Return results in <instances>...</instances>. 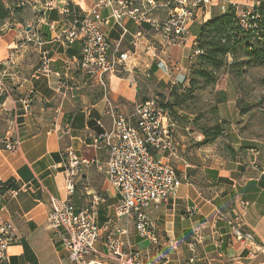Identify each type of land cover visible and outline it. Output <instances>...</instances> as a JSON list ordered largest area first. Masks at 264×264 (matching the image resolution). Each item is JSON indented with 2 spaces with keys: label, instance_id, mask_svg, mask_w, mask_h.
<instances>
[{
  "label": "crops",
  "instance_id": "crops-1",
  "mask_svg": "<svg viewBox=\"0 0 264 264\" xmlns=\"http://www.w3.org/2000/svg\"><path fill=\"white\" fill-rule=\"evenodd\" d=\"M95 2L46 0L37 5L39 19L34 23L0 25V182L14 184V189L0 192V215L13 223L19 237L8 249L10 260L65 264V250L54 239L47 215L50 196H65L62 169L69 148L90 160L75 179L71 201L81 209L97 197V222L102 230L95 242L97 256L106 259L108 238L124 248L150 249L131 218L114 215L116 190L99 168L107 155L96 137L112 127L110 109L128 115L136 102L154 93L164 103H173L170 116L176 123L177 148L172 165L186 181L174 198L145 209L158 235L159 253L152 258H160L163 264H209L216 257L222 263H239L257 250L264 252V114L256 106L262 88L257 79L264 77V43L255 44L252 51L243 48L244 55L238 51L226 55V62L235 66L210 84L215 116L206 123L203 115L186 109L182 104L186 100L180 99H185L183 90L189 86L190 66L196 58L192 44L200 25L224 13L219 0L197 11L181 47L167 46L144 23V35L133 49L135 22L124 19L128 33L111 25L107 29L110 52L131 50L132 55L126 67L105 75L106 87L79 65L80 42L66 44L62 36L70 20L84 16ZM67 3L69 12H65ZM167 10L159 5L149 15L163 20ZM100 13L109 16L111 11L102 8ZM44 55L50 59L51 71L38 73ZM160 59L179 67L167 71ZM27 98L26 109L23 100ZM13 139L19 145L10 151L4 142ZM240 201L248 203L243 226L252 232L253 245L231 238L229 226L217 218L219 212L232 214ZM170 240L176 241L175 247Z\"/></svg>",
  "mask_w": 264,
  "mask_h": 264
},
{
  "label": "built area",
  "instance_id": "built-area-1",
  "mask_svg": "<svg viewBox=\"0 0 264 264\" xmlns=\"http://www.w3.org/2000/svg\"><path fill=\"white\" fill-rule=\"evenodd\" d=\"M222 12L233 10L235 25L248 40L249 49L253 43L264 41V0H219ZM90 11H85L81 18H73L64 29L62 36L66 44L80 42L79 65L93 80L106 87L105 75L115 73L132 55L131 50L110 52L107 29L114 23L123 33H128L124 19H132L138 30L132 33L133 49L138 39L143 37L141 26L148 23L150 28L161 35L163 42L170 47H181L187 42L190 25L196 20L198 10L212 5L211 0H140L134 3L128 0H96ZM159 5L167 7L163 20L150 17L151 10ZM48 7V4L46 3ZM109 8L111 14L102 16L100 9ZM65 12H69L68 3ZM192 56L203 53L193 41ZM167 71L178 69V65L158 60ZM50 59L44 55L38 73L51 71ZM107 97V95H106ZM30 99L23 100L29 108ZM108 102V107H109ZM111 106V105H110ZM257 110L264 114V99H259ZM111 110L112 127L102 131L96 140L102 142L106 150L103 166L108 182L116 190L117 202L114 215L118 218L127 216L132 219L133 227L139 236L148 240L150 249L140 250L124 248L118 240L108 238L106 259L97 256L95 242L101 237V228L97 222V197L88 206L76 209L71 201L75 190V179L83 173L90 160L75 155L72 148L67 150V161L64 163V197L50 196L48 227L59 246L65 250L69 264H163L158 254V235L152 220L145 209L158 205L167 199L174 198L179 186L186 178L176 173L172 157L177 148L175 138V121L167 110L161 108L156 98L136 102L132 111L126 115ZM201 140V139H199ZM5 148L14 151L18 148L17 139L6 140ZM248 203L240 201L237 210L232 214L219 212L217 218L229 226V235L239 243L253 245V234L243 226V218ZM19 242L13 223L0 215V264H19L10 260L8 249ZM171 247L175 240L169 241ZM191 251L195 246L191 245Z\"/></svg>",
  "mask_w": 264,
  "mask_h": 264
},
{
  "label": "rangeland",
  "instance_id": "rangeland-1",
  "mask_svg": "<svg viewBox=\"0 0 264 264\" xmlns=\"http://www.w3.org/2000/svg\"><path fill=\"white\" fill-rule=\"evenodd\" d=\"M46 0H0V25L4 24V26L10 27L14 24H26L29 22L36 21L39 19V12L37 11L38 4L40 2H45ZM36 6V7H35ZM239 49V50H238ZM242 55H244L245 50L241 47H238L237 50ZM237 53V52H236ZM222 65L220 67H213L208 64H204V62H201L198 60V58L193 59L190 66L189 71V78L194 80V83H189V89H187L185 99H180L182 102L183 100H186L182 104L186 106V109H194L195 112L199 113L200 115H203V121L209 122L212 119H214L215 116V110L212 105L211 101V95H212V89L210 84L205 85V79L202 77H199V71L203 70L205 73H209L210 75L217 78L222 71L227 70L229 72L233 71V65L234 64H228L226 62V57H224V60L222 61ZM235 66V65H234ZM213 72V73H212ZM255 72V71H254ZM256 73V72H255ZM257 82L262 86L260 88L259 98L264 99V77H259L257 79ZM245 88H249V85L246 84ZM204 91V92H203ZM262 91V92H261ZM152 97H156L157 101L162 104L164 103V100H162L160 94L154 93V95H151ZM175 99V98H174ZM174 101V100H173ZM167 104L170 106L172 105V102L170 103L169 100H167ZM171 108V107H170ZM200 117V116H198ZM251 257L242 258L239 260L240 262L237 263L233 260H227L226 262H221L219 260V257L212 260L211 264H264V252L262 251H256L255 254H251ZM65 264H69L67 260H64ZM209 263V264H210Z\"/></svg>",
  "mask_w": 264,
  "mask_h": 264
},
{
  "label": "trees",
  "instance_id": "trees-1",
  "mask_svg": "<svg viewBox=\"0 0 264 264\" xmlns=\"http://www.w3.org/2000/svg\"><path fill=\"white\" fill-rule=\"evenodd\" d=\"M198 33L195 42L197 47L203 50V53L197 55L196 58H198L199 61L204 62V64H208L215 68L222 65V61L227 54L235 55L238 47L244 48L247 51H252L255 44L258 45L264 43V41L253 43V45H251L252 47L249 49L247 38L235 25L233 10L224 12L223 14L204 22L200 25ZM209 73H205L203 70L199 71L198 75L205 79V85L214 83L218 78ZM189 83H194V80L191 78ZM187 89H189V86L184 88V93ZM176 97L174 101H176ZM184 97L187 98L186 93L184 94ZM159 105L161 108L167 110L170 115V112L173 109V103L171 106L167 104V102L162 104L159 103ZM10 189H14L13 182H0V192H5Z\"/></svg>",
  "mask_w": 264,
  "mask_h": 264
}]
</instances>
